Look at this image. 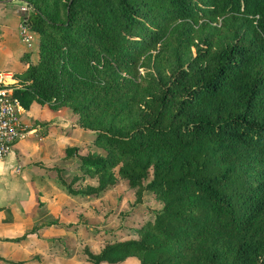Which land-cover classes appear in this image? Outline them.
Segmentation results:
<instances>
[{
  "label": "trees",
  "instance_id": "1",
  "mask_svg": "<svg viewBox=\"0 0 264 264\" xmlns=\"http://www.w3.org/2000/svg\"><path fill=\"white\" fill-rule=\"evenodd\" d=\"M17 1L37 60L15 97L93 134L65 149L81 174L63 189L88 202L122 180L161 204L85 264H264V0Z\"/></svg>",
  "mask_w": 264,
  "mask_h": 264
},
{
  "label": "rangeland",
  "instance_id": "2",
  "mask_svg": "<svg viewBox=\"0 0 264 264\" xmlns=\"http://www.w3.org/2000/svg\"><path fill=\"white\" fill-rule=\"evenodd\" d=\"M13 6L19 8V3L15 2ZM0 18L5 20V24L2 22L0 25V69L20 72L23 65L19 60L21 54L27 52L26 55L30 57L33 55V62H36V49L29 51L24 46H19V38L15 32L16 12L13 11L8 16L3 12ZM10 42L17 44L15 50L8 48ZM18 76L16 74L14 78L19 79ZM23 86L24 82L20 81L19 87ZM44 107L39 122L32 124L31 128L35 129L37 125L43 127L47 124L45 120L51 116L49 112L57 111L47 105ZM38 116L37 107L30 106L24 111L22 120L29 122ZM57 116L66 119V125H63L66 129L65 137L71 139L72 144L80 149V153L86 154L94 149L93 134L76 130L74 126L76 115L65 110ZM49 129L47 139L57 127L50 126ZM34 135H38L37 139L43 137L39 131ZM27 141L31 140L27 139ZM78 164L76 158L59 161L54 166L56 169L48 171V178L51 180L43 178V181H46L43 190L50 191V194H45V198L42 200L38 198L34 202L30 196L27 204L20 206L22 209H19V230H15L19 235L15 238H19V241L3 238V234L10 235V233L0 230V264H14V261H24L26 264H85L83 254L85 246L91 252L98 253L106 242L136 239L134 229L141 227L146 221H152L153 212L161 208V204L156 202L151 193L144 195L142 203L134 204V190L122 180H118L114 187L102 193L98 199L88 202H83V197L68 195L57 177L70 183L74 176L81 174ZM29 172L36 177L38 170H29ZM94 184H96L95 179L86 178L76 183L73 188L80 190ZM2 211L4 212L0 218L12 213L10 210ZM122 264H138V261L130 258Z\"/></svg>",
  "mask_w": 264,
  "mask_h": 264
},
{
  "label": "crops",
  "instance_id": "3",
  "mask_svg": "<svg viewBox=\"0 0 264 264\" xmlns=\"http://www.w3.org/2000/svg\"><path fill=\"white\" fill-rule=\"evenodd\" d=\"M15 2L19 3V8L17 6H13ZM23 6L25 5L17 0H0V14L5 12V15L8 16L13 11L16 12L17 19L15 21V32L18 35V38L19 24L23 15L20 12V9ZM4 21V19L1 20L0 18V25L2 22L4 23ZM32 34L34 38V44L31 49L27 48V46L21 42L20 38L19 46L22 45L27 50L34 51L37 45V35L34 33ZM8 48L10 50H15L17 48V44L10 42ZM25 53L27 52H23L19 57V60L22 61L23 64L20 72H12L5 69H0V73H8L13 76L16 74H22L27 68V64L22 58L26 55ZM31 60L32 62L34 61L33 55L31 56ZM30 106L37 107L39 115L38 118L34 119L31 117L32 119L29 122L22 120L23 124L27 126L29 131L28 136L16 143L13 146L11 153L4 159L0 160V208H3L2 210H5V212H9L7 210L12 212H10L11 214L7 213L5 217L3 216L4 218H0V230H6L8 233H10V235H1L3 238L8 240L15 239V236L18 235L16 232L19 230V209H22L20 206L27 204L30 196V198H33L32 201L34 202L37 201L38 198L42 200L46 195L50 194V191L47 192L43 190V186L46 185V181H43V178L49 181L51 180L48 178V171L44 168H53L55 164L63 160L65 157V149L70 146H75V144H72L70 138L65 137L66 129L63 128V125H66V119L64 120L63 117L57 116V114L62 113L67 109L61 108L57 109V111H50L51 113L49 112V114L51 116L45 120L47 124L43 127H41V125H37L35 129H33L31 128V125L39 122L41 118L40 113L45 109V107L39 106L36 103H32ZM50 126L57 127V129L55 132L50 133V138L47 139V133L50 130ZM74 126L77 131L82 133H90L83 132L77 127V125ZM35 130L39 131L43 137L37 139L38 135H34L36 132ZM27 139L31 141L29 142ZM39 164L44 168H40ZM29 170H38L36 177L31 175ZM40 173L42 176H40ZM3 212L4 211L0 212L1 216ZM7 243L13 244L10 242Z\"/></svg>",
  "mask_w": 264,
  "mask_h": 264
},
{
  "label": "built area",
  "instance_id": "4",
  "mask_svg": "<svg viewBox=\"0 0 264 264\" xmlns=\"http://www.w3.org/2000/svg\"><path fill=\"white\" fill-rule=\"evenodd\" d=\"M29 11L26 5L20 9L23 15L18 34L21 42L31 49L34 38L26 24ZM20 81L11 74L0 73V160L7 157L13 146L29 134L27 126L22 122L24 108L14 95L15 91L23 88L19 87Z\"/></svg>",
  "mask_w": 264,
  "mask_h": 264
}]
</instances>
